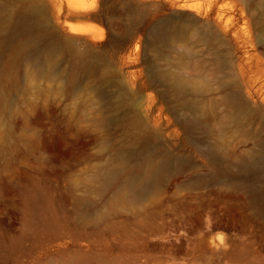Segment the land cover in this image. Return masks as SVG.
<instances>
[{"label":"rangeland","instance_id":"1","mask_svg":"<svg viewBox=\"0 0 264 264\" xmlns=\"http://www.w3.org/2000/svg\"><path fill=\"white\" fill-rule=\"evenodd\" d=\"M43 1L56 35H44L39 49L18 55L15 36L0 34V264H264V164L240 180L244 189L211 178L203 156L217 143L238 162L264 122L226 121L214 138L187 133L148 80L153 69L201 72L209 98H220L222 81L237 82L264 113V0H188L212 25L223 15V44L192 29L158 51L146 43L161 22L180 18L198 29L186 0H80L96 2L83 12L69 0ZM29 5L0 0V27L4 7L22 13ZM86 49L98 69L89 76L79 66ZM121 105L139 107L144 118L149 108L153 134L116 122ZM161 151L177 154L173 167L183 164L184 174L138 202L116 198L135 162ZM119 153L131 159L106 183ZM259 192L255 204L249 198Z\"/></svg>","mask_w":264,"mask_h":264},{"label":"bare ground","instance_id":"2","mask_svg":"<svg viewBox=\"0 0 264 264\" xmlns=\"http://www.w3.org/2000/svg\"><path fill=\"white\" fill-rule=\"evenodd\" d=\"M69 2L70 7L79 12L92 10L96 7L95 1L89 6L80 3V0H69ZM182 8L189 10L187 18L196 22L194 24L199 25L198 29L197 26L192 28L188 24L180 23V18H178L179 22H161L151 30L150 36L152 38L146 43L147 49L158 51L159 45L164 46L165 43H168V40L183 38L192 29L198 30L200 40H207L212 36L210 33H213L216 34L220 44H223L224 41H222L221 36L224 37V34L218 28L223 21V15H220L218 25H212L209 21V13L201 14L198 4H188V0H186ZM2 11L6 13V23L3 27H0V34L5 32L15 36L17 39L15 51L18 55H23L31 49H39L43 43L44 35H56V30L48 19L43 0H32V5L26 7L22 13L12 11L7 7H4ZM34 25L39 28L34 27ZM70 31L82 34L81 31L72 28H70ZM68 42L72 43V40ZM49 48L51 50L56 49L57 44L51 43ZM223 55L224 52L215 53L216 66L220 71L226 67ZM80 59V69L86 76L93 75L98 71L97 66L93 63L94 58L91 49L84 50ZM197 67L195 70H197ZM148 80L152 82V86H156L158 89L159 98L166 105V112H169L175 118L177 125L187 133L201 130L210 133L214 138L226 121L247 120L253 124L260 121L264 122V113H262L259 106L251 102V91L246 90V88L243 89L242 85L237 82L222 81L220 84V98H209L208 95L211 96L212 91L207 84L206 77L201 72L197 76L185 77L180 72L153 69L148 72ZM106 82L110 83L111 80H106ZM220 105L225 108L223 116L219 112ZM123 107L120 106L121 109ZM146 111L145 116L150 121V109L148 108ZM121 112L120 116L115 119L116 122H131L136 127L144 128L149 135L153 134L139 107L129 106L127 109H122ZM153 127L160 129L158 124ZM254 140V148L251 153L238 162L231 161L230 155L227 154L224 148L215 143L211 150L208 149L203 153L211 168L209 176L215 178L220 175L222 180H227V183L245 189L246 187L240 180H245L248 176L256 174L259 166L264 164V128L255 132ZM174 158H178L177 154L167 151H161L159 154H155V152L145 153L141 160L135 162L133 173L117 189L115 197L128 202H138L159 187L160 182L165 178L171 177L173 174L183 175L185 171L183 164L173 167L174 163L172 161ZM113 159L116 163L118 161L119 164L115 167V170L105 173L106 183L115 182L118 167L127 164L131 157L119 153ZM260 194L262 192L254 193L249 199L257 204L261 199Z\"/></svg>","mask_w":264,"mask_h":264}]
</instances>
